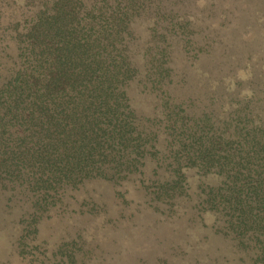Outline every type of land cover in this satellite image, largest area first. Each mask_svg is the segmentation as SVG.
I'll return each instance as SVG.
<instances>
[{"label":"trees","instance_id":"obj_1","mask_svg":"<svg viewBox=\"0 0 264 264\" xmlns=\"http://www.w3.org/2000/svg\"><path fill=\"white\" fill-rule=\"evenodd\" d=\"M229 1L201 30L199 0H0V191L33 209L147 161L166 203L192 171L231 253L264 264V68L241 96L237 59L253 52L237 50L242 27L225 32ZM140 15L151 36L135 63Z\"/></svg>","mask_w":264,"mask_h":264},{"label":"rangeland","instance_id":"obj_2","mask_svg":"<svg viewBox=\"0 0 264 264\" xmlns=\"http://www.w3.org/2000/svg\"><path fill=\"white\" fill-rule=\"evenodd\" d=\"M209 1L199 0L195 9L193 5L198 29H204L200 18L208 21L204 16H213V21L224 17L220 0H213L211 8L205 6ZM229 4L234 12L225 32L242 27L240 36L250 45H237V50L253 52L237 59L235 68L244 88L241 96L247 97L249 78L264 68V0ZM129 24L130 50L137 63L151 36L150 19L140 15ZM140 96L136 105L144 108L147 98ZM139 164L124 175L90 178L84 195L81 189L52 194L33 209L14 193L0 191V264H243L244 252L237 245L231 253L216 211L197 205L192 171L182 180V192L162 203L165 198L159 201L155 195L153 166Z\"/></svg>","mask_w":264,"mask_h":264}]
</instances>
